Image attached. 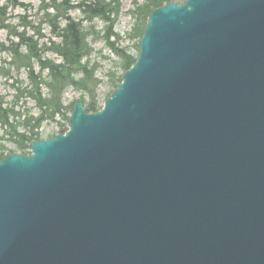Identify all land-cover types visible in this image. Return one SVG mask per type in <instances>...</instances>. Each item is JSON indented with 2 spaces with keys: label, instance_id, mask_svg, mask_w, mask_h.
<instances>
[{
  "label": "water",
  "instance_id": "obj_1",
  "mask_svg": "<svg viewBox=\"0 0 264 264\" xmlns=\"http://www.w3.org/2000/svg\"><path fill=\"white\" fill-rule=\"evenodd\" d=\"M0 160V264H264V0L150 11L102 108Z\"/></svg>",
  "mask_w": 264,
  "mask_h": 264
},
{
  "label": "trees",
  "instance_id": "obj_2",
  "mask_svg": "<svg viewBox=\"0 0 264 264\" xmlns=\"http://www.w3.org/2000/svg\"><path fill=\"white\" fill-rule=\"evenodd\" d=\"M122 0H78L72 5L71 0H61L57 2L50 0L45 2L41 0L40 8L44 13L46 23L51 29L52 36L57 41H51L39 45L38 39L25 37V33L17 34L14 28L0 25V30H6L8 33L18 39V43L11 45L6 52L10 55L8 63L3 62L0 66V78L8 81L10 79L8 69L15 72L25 71L27 86L15 87L13 85L15 96L11 107H4L0 99V129L3 130L4 137L9 143L14 145V153L25 154L27 146L32 140H39V130L44 122L54 121L56 117L67 122L70 105L63 106L61 98L68 88L80 92L88 98L86 103L83 98L86 112H96L99 109L96 101L95 91L99 86V81L95 78L97 65L91 64L90 57L93 52L89 39L94 42L101 37L107 43V46L113 50V54L122 61V72L128 70L135 62V58L127 54L126 48H115L114 43L109 40L116 36L113 30L117 23ZM177 0H145L141 6H136L130 14L136 19L135 25L131 28L129 37L139 39L142 36L146 26V19L151 10L162 7L166 4L176 2ZM183 1V0H181ZM13 7L19 6L15 0H9ZM77 10L81 18L74 20L69 17L71 10ZM5 9L0 8V18L6 21ZM98 20L103 24L101 32L94 31V21ZM101 33L103 37L101 36ZM38 37H42L37 33ZM138 50V45L136 46ZM24 49L25 53H22ZM47 53L53 54L59 62L47 59ZM34 65L38 66V73H34ZM4 66H7L5 68ZM45 77L42 78V73ZM112 84L118 79L115 73L110 76ZM17 84V82L15 83ZM41 87L47 89V96L41 94ZM22 99H29L34 103L37 109V116L26 115L21 121H15L20 114L14 112L15 105ZM21 127L22 132H18ZM1 150H4L0 147ZM0 155V159L2 158Z\"/></svg>",
  "mask_w": 264,
  "mask_h": 264
},
{
  "label": "rangeland",
  "instance_id": "obj_3",
  "mask_svg": "<svg viewBox=\"0 0 264 264\" xmlns=\"http://www.w3.org/2000/svg\"><path fill=\"white\" fill-rule=\"evenodd\" d=\"M16 3L19 5L17 7H13L9 0H0V8H4L5 11V18L6 21L3 22L0 18V25L9 26L14 28L17 34L25 33V37H33L34 39H38L39 45L46 44V46L51 41H57V38L52 36L51 29L46 23L44 18V13L40 8L41 0H15ZM45 2H49L50 0H44ZM60 2L61 0H55ZM78 0H71L72 5H75ZM145 0H122L121 7H120V14L117 20V23L114 27V34L115 37L109 40L110 43H114V47L119 48H126L127 54L133 58H136L138 54V50L136 46L138 45L139 41L136 38L129 37V33L131 28L135 25L136 19L130 14L136 6H141ZM178 4L182 3L183 1L177 0ZM69 17L74 20H79L81 18L80 13L73 9L69 12ZM94 31L96 33L101 32L103 29V24L95 20L94 21ZM37 33L40 36L38 37ZM101 36L103 37L102 33ZM92 38L89 39L91 48L93 52L90 57L91 64L95 63L97 65V69L95 71V78L100 82L99 86L97 87L95 94H96V101L98 106L101 107L106 98L112 93L114 89V83L112 84L111 78L109 77L111 73H115V75L120 79L121 74L123 73L122 70V61L117 58L113 54V50L107 46L106 41L104 38L98 37L94 42H92ZM18 39L8 33L6 30H0V66H3V62L8 63L10 61V55L6 52L7 49L11 45L17 44ZM22 53L24 49H21ZM47 59H51L55 62H59L58 58L55 57L51 53H47L45 55ZM7 68V66H4ZM34 73H38V66L34 65ZM8 74L10 79L5 81V79L0 78V99L3 102V108L8 106L11 107L15 91L13 85L15 87L27 86V78L26 73L23 70H20L18 73L12 70L11 68L8 69ZM42 78L45 77V72L42 73ZM117 79V80H118ZM17 82V84H15ZM41 94L43 97L47 96V89L45 87H41ZM83 98L84 102L88 101L86 96L80 94V92L74 90L73 88H68L63 93L61 98V103L63 106L71 105L76 101H81ZM14 112L21 115L15 121H21L27 114L33 117L37 116V109L34 106V103L29 99H22L20 100L14 108ZM61 117H56L54 121H47L44 122L39 130V137L41 140H46L59 131H64L67 129V122L60 119ZM18 132H22L21 127H19ZM3 135V130L0 129V136ZM0 155L2 154L3 157H6L14 151V145L7 141V138L4 137L0 140Z\"/></svg>",
  "mask_w": 264,
  "mask_h": 264
}]
</instances>
